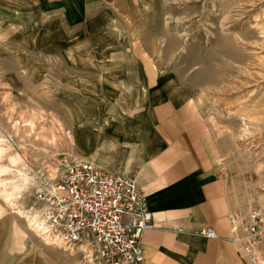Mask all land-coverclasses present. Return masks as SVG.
<instances>
[{"label": "crops", "instance_id": "obj_1", "mask_svg": "<svg viewBox=\"0 0 264 264\" xmlns=\"http://www.w3.org/2000/svg\"><path fill=\"white\" fill-rule=\"evenodd\" d=\"M4 55L27 77L49 72L42 94L70 132L68 155L136 176L155 225L143 234L141 264H247L208 124L142 46V0H0ZM204 227L215 238L198 235Z\"/></svg>", "mask_w": 264, "mask_h": 264}, {"label": "rangeland", "instance_id": "obj_2", "mask_svg": "<svg viewBox=\"0 0 264 264\" xmlns=\"http://www.w3.org/2000/svg\"><path fill=\"white\" fill-rule=\"evenodd\" d=\"M142 46L171 87L195 99L219 175L234 198L232 213L256 209L264 215V0H142ZM15 63L0 58V165L10 169L1 179L21 187L18 208L0 197V264H93L84 248L68 252L45 242L17 212L32 206L40 177L57 176L59 159L70 156V132L57 105L43 97L49 72L40 68L28 79ZM14 75L19 87L12 84ZM229 222L247 264H264V232L253 239Z\"/></svg>", "mask_w": 264, "mask_h": 264}, {"label": "built area", "instance_id": "obj_3", "mask_svg": "<svg viewBox=\"0 0 264 264\" xmlns=\"http://www.w3.org/2000/svg\"><path fill=\"white\" fill-rule=\"evenodd\" d=\"M28 212V227L68 252L80 250L93 264H141L142 238L155 227L136 176L109 173L93 163L62 156L53 180L39 179ZM255 239L264 215L251 209L229 217ZM198 235L213 239L209 227Z\"/></svg>", "mask_w": 264, "mask_h": 264}, {"label": "bare ground", "instance_id": "obj_4", "mask_svg": "<svg viewBox=\"0 0 264 264\" xmlns=\"http://www.w3.org/2000/svg\"><path fill=\"white\" fill-rule=\"evenodd\" d=\"M2 153L3 152L0 149V157L2 156ZM17 160L18 159H15L13 157H10L9 158V162L13 166L17 164ZM9 171H10L9 168H7L6 166H1L0 165V197L5 202H7L10 207H12L14 209V207L17 205L16 204V202H17L16 200L19 198V196L17 198V195H18L21 187H19L18 185L16 186L15 182H9V181H5V180L1 179V177L4 176L5 174H7ZM23 182H25V183L27 182L26 177H24ZM17 208H18V205H17ZM17 208H15V209H17ZM17 212L19 214H21V216L23 215L24 218L26 219V221L29 223L30 217H32V213L28 212L27 210L24 211V212H22L20 210H17ZM42 238H43V240L45 242H49L50 243V240H48L47 238H45V236H43Z\"/></svg>", "mask_w": 264, "mask_h": 264}]
</instances>
